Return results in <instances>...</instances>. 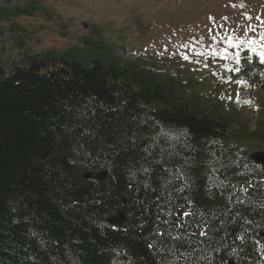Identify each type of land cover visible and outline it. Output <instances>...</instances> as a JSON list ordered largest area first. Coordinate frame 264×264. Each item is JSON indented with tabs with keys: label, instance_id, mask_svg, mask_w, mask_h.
Returning a JSON list of instances; mask_svg holds the SVG:
<instances>
[{
	"label": "trees",
	"instance_id": "1",
	"mask_svg": "<svg viewBox=\"0 0 264 264\" xmlns=\"http://www.w3.org/2000/svg\"><path fill=\"white\" fill-rule=\"evenodd\" d=\"M93 33L0 72V264H264V166L234 136L247 125ZM121 212L125 225L107 223Z\"/></svg>",
	"mask_w": 264,
	"mask_h": 264
},
{
	"label": "rangeland",
	"instance_id": "2",
	"mask_svg": "<svg viewBox=\"0 0 264 264\" xmlns=\"http://www.w3.org/2000/svg\"><path fill=\"white\" fill-rule=\"evenodd\" d=\"M17 15L0 21L4 73L25 55L82 51L87 38L99 42L97 28L123 65L222 113L233 130L247 125L249 133L235 138L250 155L264 151L253 139L264 138L256 135L264 123V71L245 79L239 69L242 59L264 66V0H0V16Z\"/></svg>",
	"mask_w": 264,
	"mask_h": 264
},
{
	"label": "water",
	"instance_id": "3",
	"mask_svg": "<svg viewBox=\"0 0 264 264\" xmlns=\"http://www.w3.org/2000/svg\"><path fill=\"white\" fill-rule=\"evenodd\" d=\"M3 69L0 68V72H2ZM250 159L259 166H264V151H258L253 153L252 155H250ZM92 176L91 174L87 173L84 176V179L88 180L90 179ZM97 179L100 181H103L105 179V173H101L97 176ZM84 193V191H79L77 193V198H81L82 194ZM107 223L114 225V226H122L125 225L126 223V217L124 215V212H121L117 217L112 218V219H108ZM261 236L264 238V233H261ZM230 264H234L233 262H231Z\"/></svg>",
	"mask_w": 264,
	"mask_h": 264
},
{
	"label": "snow or ice",
	"instance_id": "4",
	"mask_svg": "<svg viewBox=\"0 0 264 264\" xmlns=\"http://www.w3.org/2000/svg\"><path fill=\"white\" fill-rule=\"evenodd\" d=\"M229 43H231V40H229ZM233 46L235 47L236 45H233ZM260 55H261L262 58H264V52H261ZM236 56H237L236 63L239 64V62H240L239 58H238L239 57V53H237ZM184 58L187 59V56H185ZM225 58H227V57H225ZM229 70L238 71L239 69L237 68V69H229ZM238 83H239V81H238ZM185 214L188 215V213H185ZM204 234L205 233L201 232V235H204ZM241 239H243V237H241Z\"/></svg>",
	"mask_w": 264,
	"mask_h": 264
}]
</instances>
